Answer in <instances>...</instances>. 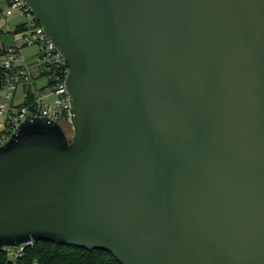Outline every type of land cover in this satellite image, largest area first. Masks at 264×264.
Instances as JSON below:
<instances>
[{"label":"water","instance_id":"1","mask_svg":"<svg viewBox=\"0 0 264 264\" xmlns=\"http://www.w3.org/2000/svg\"><path fill=\"white\" fill-rule=\"evenodd\" d=\"M24 2L73 135L30 117L0 148V249L264 264V0Z\"/></svg>","mask_w":264,"mask_h":264},{"label":"built area","instance_id":"2","mask_svg":"<svg viewBox=\"0 0 264 264\" xmlns=\"http://www.w3.org/2000/svg\"><path fill=\"white\" fill-rule=\"evenodd\" d=\"M16 14L30 18L31 22L19 23L11 28L10 18ZM19 27L22 30L16 33ZM6 35L14 38V44H7ZM17 36H21L22 41L16 39ZM33 46L39 49L35 62L22 55L25 48ZM0 68L3 70L0 89V148L12 139L22 122L30 117L72 127L71 98L66 87L69 64L24 0H0ZM41 78L46 80V84L38 86ZM19 89H22V101L15 105ZM52 96H55L53 101H48ZM23 249L24 246L12 248L11 254L19 255Z\"/></svg>","mask_w":264,"mask_h":264},{"label":"trees","instance_id":"3","mask_svg":"<svg viewBox=\"0 0 264 264\" xmlns=\"http://www.w3.org/2000/svg\"><path fill=\"white\" fill-rule=\"evenodd\" d=\"M21 30L17 28L16 33ZM2 79L3 70L0 68V89ZM68 126L61 125L65 132ZM11 251L12 248L0 249V264H122L108 251L62 246L49 241L25 245L19 255H12Z\"/></svg>","mask_w":264,"mask_h":264},{"label":"rangeland","instance_id":"4","mask_svg":"<svg viewBox=\"0 0 264 264\" xmlns=\"http://www.w3.org/2000/svg\"><path fill=\"white\" fill-rule=\"evenodd\" d=\"M31 22V19L28 18V17H20L19 14H16L14 15L13 17L10 18V24H11V28H14L17 24L19 23H26V24H29ZM16 39L22 41V37L21 36H17ZM6 41H7V44H14V38L11 36V35H6ZM39 53V49L38 47L36 46H33V47H28V48H25L23 51H22V55L23 57L29 59L31 62L32 61H36L35 59V56ZM46 84V80L44 78H41L38 80V86H41V85H44ZM21 95H22V89H19L18 90V93H17V96H16V99H15V105H18L21 103L22 101V98H21ZM55 98V96H52L48 101H53V99ZM72 127L71 126H68L66 127V134L67 136L71 139L72 138V134H71V130Z\"/></svg>","mask_w":264,"mask_h":264}]
</instances>
